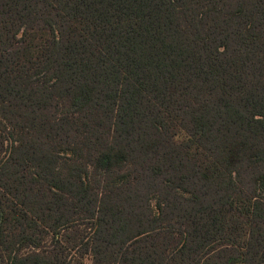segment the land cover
<instances>
[{
	"label": "trees",
	"instance_id": "16d2710c",
	"mask_svg": "<svg viewBox=\"0 0 264 264\" xmlns=\"http://www.w3.org/2000/svg\"><path fill=\"white\" fill-rule=\"evenodd\" d=\"M38 30L45 57L21 62ZM57 91L111 120L73 142L96 171L124 166L136 127L138 148L160 146L169 118L211 152L189 164L173 147L159 213L140 184L99 191L50 143ZM246 162L264 167V0H0V264H264V172L247 195Z\"/></svg>",
	"mask_w": 264,
	"mask_h": 264
},
{
	"label": "rangeland",
	"instance_id": "374dc122",
	"mask_svg": "<svg viewBox=\"0 0 264 264\" xmlns=\"http://www.w3.org/2000/svg\"><path fill=\"white\" fill-rule=\"evenodd\" d=\"M47 34L48 33L43 30L30 32L22 49L21 62H27L30 64L34 60L43 59L45 57L46 51L49 49ZM154 106L155 107H152L151 109L157 111L158 104L156 102ZM161 108L167 115H171L173 112L167 108V106H161ZM144 109L145 107L142 108V110ZM100 112H102V110H98L96 107H91L83 113H75L70 106L68 98L65 96L63 97V95H60L59 92L58 97L55 98L53 104L49 108L42 110L45 119L49 121V125L56 128L53 137L50 139V143L53 145L55 150L62 151L61 165L65 167L68 163L75 160H78L81 165L87 164L91 180L94 182L93 179L98 178L100 181L99 191L107 189L108 187H110V190L112 187L115 189H119L120 187H130L128 181L132 183L133 187H138L137 185L140 184L139 189L141 191V199L143 200V203L151 205L157 213H159L157 202L160 203L164 197L163 195L168 192L165 184L169 187L172 185L171 182H166L167 173H169L166 171L167 166L171 165L176 168L178 172L182 171L180 169L179 160L174 162L175 151L173 150V147L178 148L179 157H183L187 160V162H190L189 164H193L195 158L199 157L198 159H204L205 154L211 152L203 150L194 144L197 141L196 138H193L185 128L176 125V122L172 121V119L168 116L170 119L167 124L168 134L164 136L163 141L158 143L160 146H147L146 149L138 148L137 145L140 136V129L139 127H136L135 138L130 142V150H132L134 154L130 152L129 159L126 161L124 166L112 173H107L103 170L96 171L93 166L94 164L92 163V157L77 158L80 152L76 153L71 149H77V145L73 144L74 141H87L86 139H83L84 134L92 136V132L95 133L96 131H99V133L103 132L106 137H110L115 133L110 118L103 116V119H100L98 117V113ZM139 124V122L136 123V126ZM125 132V130H122L119 133L122 135V138L127 141ZM164 133H166L165 130ZM158 140L159 136L149 131L146 141L157 143ZM94 141L95 138H92L91 142ZM88 148L84 149L85 155L88 152ZM200 151L201 154L199 153ZM86 159L89 161L86 162ZM161 163H163V165H161ZM160 169L164 172L163 174L160 173L161 175L157 178V180H154L156 178L147 177V175H154L158 173ZM260 172H264V167L256 169L251 167V164L248 162H246L241 168V177L244 184H246V189L248 191L246 192L247 195H249L250 192L248 187H251L252 191V188L255 186L254 182H252L253 178L258 176V174L261 176ZM123 173L129 174L131 180L119 176V174ZM156 181L163 183L161 184V187H163L161 193L155 191L153 188L154 186L159 187V185H156ZM150 190H152V192L148 193ZM172 191L174 192V190ZM147 195L149 196V201ZM236 196L238 200H235L238 207L248 204V201H246V195L240 193ZM170 198L175 200L173 195H171ZM125 203L127 204L128 201ZM128 209L129 208L126 207V210ZM73 230H75V228H73L72 231ZM46 243L51 246L50 238L47 239ZM24 251H28V249H25ZM72 253H74V251H72ZM84 262L85 264H93L91 255H88Z\"/></svg>",
	"mask_w": 264,
	"mask_h": 264
}]
</instances>
